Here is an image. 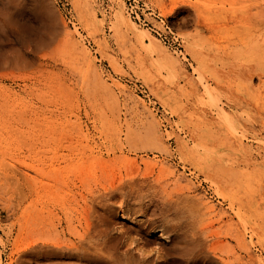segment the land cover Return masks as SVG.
<instances>
[{
  "label": "rangeland",
  "instance_id": "374dc122",
  "mask_svg": "<svg viewBox=\"0 0 264 264\" xmlns=\"http://www.w3.org/2000/svg\"><path fill=\"white\" fill-rule=\"evenodd\" d=\"M144 1L181 52L124 0H0L30 27L26 51L0 16V264H28L30 144L45 132L62 138L47 208L76 231L80 182L64 160L89 145L185 192L210 251L201 264H264V0Z\"/></svg>",
  "mask_w": 264,
  "mask_h": 264
},
{
  "label": "bare ground",
  "instance_id": "6f19581e",
  "mask_svg": "<svg viewBox=\"0 0 264 264\" xmlns=\"http://www.w3.org/2000/svg\"><path fill=\"white\" fill-rule=\"evenodd\" d=\"M0 16L28 49L30 27L20 20H10L1 9ZM117 18L125 22L120 13ZM10 61L5 59L6 63ZM108 139L105 136L104 140ZM61 140L58 134L46 132L31 140L28 264H201L209 256L202 230L189 219L194 210L186 203L183 190L168 189L156 175L154 164L142 167L127 159L116 167L118 161L92 156L89 145H69L64 160L66 173L80 182L78 230L65 214L64 218L51 215L47 205L58 198L60 181H48L47 167ZM63 203L64 209L69 206L67 199ZM213 258L216 264L225 262L219 255Z\"/></svg>",
  "mask_w": 264,
  "mask_h": 264
},
{
  "label": "built area",
  "instance_id": "2783aa9c",
  "mask_svg": "<svg viewBox=\"0 0 264 264\" xmlns=\"http://www.w3.org/2000/svg\"><path fill=\"white\" fill-rule=\"evenodd\" d=\"M128 16L174 49L182 51V40L165 22L162 15L144 0H124ZM141 87V86H140ZM143 91L145 88L141 87Z\"/></svg>",
  "mask_w": 264,
  "mask_h": 264
}]
</instances>
